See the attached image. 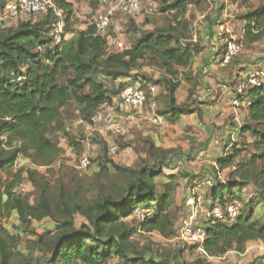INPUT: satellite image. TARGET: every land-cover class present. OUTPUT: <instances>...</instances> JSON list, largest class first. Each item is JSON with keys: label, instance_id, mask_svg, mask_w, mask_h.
Listing matches in <instances>:
<instances>
[{"label": "trees", "instance_id": "1", "mask_svg": "<svg viewBox=\"0 0 264 264\" xmlns=\"http://www.w3.org/2000/svg\"><path fill=\"white\" fill-rule=\"evenodd\" d=\"M53 1L67 14V34L74 36L69 44L50 47V15H44L42 21L35 23L17 19L22 21L16 29L0 30V264H14L18 258L24 259L23 264H108L114 256L120 258L121 264H183L182 251L156 259L138 251L131 242L138 232L159 233L166 239L176 235L171 213L176 185L164 188L157 185L164 174L163 159L170 156L171 151L155 147L151 154L155 160L152 167L128 168L106 160L109 168L102 167V173L107 185L99 188L88 203L82 201L78 192L69 194L63 186L53 188L36 170L11 171L21 156L30 158L37 166L54 164L62 151L50 135L63 107L76 103L81 107L84 121L90 123L102 106L112 102L104 85L96 80L97 75L104 74L112 80L128 77L147 56L154 57L157 65L170 76L164 84L170 93L167 112L172 124L183 116L197 113V109L176 105L175 95L182 82L176 79L175 67H191L201 52L197 47H182L180 42L185 37L171 30L148 33L130 49L110 53L106 40L97 35L94 25L78 32L70 30L72 3ZM4 2L0 0L1 5ZM165 3L162 11L176 12L175 20H178L187 11L189 0ZM236 22L243 24L241 40L246 47L264 40V6H250V11ZM40 48L42 52L38 51ZM62 75L70 76L63 85L59 84ZM87 86L91 91L85 94ZM248 95L253 99L246 111L249 124L240 134H251L256 148L261 150L264 149V85L250 89ZM70 141L71 146L81 151L80 143ZM239 155L236 151L217 160L219 169L233 166ZM258 159L264 161V154ZM2 172H9V177L2 179ZM24 175L38 192L34 203L17 192L25 180ZM241 186L232 182L218 185L214 181L210 202H216L226 193L234 195V189ZM219 202L227 204L234 200L222 197ZM137 210L146 212L139 229L124 222L135 216ZM77 215L88 224L77 228ZM13 217L20 223V227H16L18 231L45 219L56 223V231L27 241L28 256H24L18 251L24 242L21 233L12 235L4 227V222ZM205 229L207 240L201 251L204 257L194 264H210L209 258H223L232 251L244 253L250 242L264 244V225L253 221L252 210L247 215L241 214L232 224L211 222ZM37 252L43 253L42 256L36 257Z\"/></svg>", "mask_w": 264, "mask_h": 264}, {"label": "rangeland", "instance_id": "2", "mask_svg": "<svg viewBox=\"0 0 264 264\" xmlns=\"http://www.w3.org/2000/svg\"><path fill=\"white\" fill-rule=\"evenodd\" d=\"M69 1L74 6V13L69 24L70 30L78 32L92 26L101 9L102 0ZM165 1H168V4L173 2V0H141L142 9L138 14L134 16L117 15L112 29L114 37L125 43L126 46L132 47L148 33L171 30L177 35L185 37L180 42L182 47H197L199 51H202V45L211 46V41L206 40L208 26L213 24L218 28L221 26L222 19L233 18L236 20L238 17L246 15L250 11V6L253 8L264 6V0H189L187 11L181 14L178 20H175L176 12L164 13L162 11L166 5ZM150 2L155 5L153 13L148 12ZM0 14V30L16 29L19 22L22 21L5 18L4 11H1ZM215 16H217L216 20H213ZM43 19L44 15H39L26 17L24 21L35 23ZM242 25L238 24L233 28L231 33L233 38L222 32L223 35L218 41L221 45L219 52L225 55L228 43L234 42L241 46V50L229 65L254 61L255 69H258L257 64L264 61V40L257 43V46L246 47L243 45L242 40L237 37ZM73 37L72 33L68 34L66 43L69 44ZM38 51L42 52L43 49ZM110 53H114V49H111ZM175 70L177 71L176 79L182 82V86L175 95L176 105L177 107L197 109L194 118H183L176 124H172L169 120L170 113L167 112L170 93L165 90L164 84V80H169L170 76L157 65L154 57L147 56L138 62L137 67L128 77L118 80H112L104 74H99L96 77V80L104 85L108 95L112 98L129 86H143L147 93V101L142 109L125 115L130 119L126 122V132L123 136H103L94 132V127L84 121L80 111L81 107L70 102L61 110V116L50 135L62 151L56 162L51 166H37L30 158L21 156L11 171L16 173L20 170H36L46 177L53 188L63 186L69 194L78 192L82 201L88 203L95 197L99 188L107 185L102 173V167L109 168V163L106 160L128 168L152 167L155 160L151 154L155 147L171 151L170 156L163 159L165 161L164 174L157 180V185L159 188H164L165 185H176L171 211L175 220L176 235L166 239L159 233L138 232L131 242L138 251L144 252L147 257L159 259L162 256H173L182 251L181 262L194 264L204 255L196 247L181 243L179 228L181 221L191 211L195 192H201L207 201L212 200L211 190L214 181L218 185H225L229 182L236 183L238 186L242 185L234 189V195L228 196L226 193L222 197L227 201L228 199L231 201L233 198V204L241 207L242 215H247L252 210L253 221L264 225V161L258 159L264 154V149L256 148V140L249 133L240 134L236 138L233 135H228L232 128L237 126L240 132L249 124L248 117L241 115L246 111L237 110L239 116H236L231 110L232 107L229 106L225 107L229 108L227 110L221 109L223 114H226L224 119H221L223 114L216 117L210 110L212 104L205 98L206 90H203V85L196 82V78L193 76L192 66L186 68L177 66ZM244 74L247 75V71H244ZM69 78V75L60 76L59 84H66ZM236 85L237 82L233 85V90ZM200 86L202 102L199 98H195ZM90 91L87 86L85 94ZM192 91L193 94L190 95ZM198 120L201 121V125ZM214 137L218 138L216 141L218 143L213 142ZM70 139L78 143L82 139L89 140L84 146L80 144L82 149L79 151L71 146ZM208 146H211L210 150H206L205 147ZM113 147L118 149L116 154H112ZM203 150L206 151L202 155L201 151ZM195 151L200 153H195ZM236 151H239L240 155L235 160V164L226 170L219 169L217 160L223 156L232 155ZM222 153L225 155L220 156ZM85 154L89 155L93 162L90 168L80 170L78 161ZM219 156L220 158H218ZM255 158L256 160H254ZM8 173L2 172V179H7ZM111 173L113 175L114 171ZM25 178L26 175H24ZM17 192L30 203H34L38 196L37 190L26 179L21 183ZM222 197H218L217 201H221ZM142 220L132 215L124 222L131 228L139 229ZM75 222L77 228L88 224L80 215L75 216ZM4 227L12 235L21 233L24 242L18 251L24 256H28L26 242L35 241L38 235L53 234L57 225L53 220L45 219L18 231L16 227H20V223L16 217H13L4 222ZM42 254L37 252L35 255L41 257ZM208 261L210 264H264V244L261 241L250 242L244 253L232 251L223 258H209ZM24 262V259L18 258L14 264H23ZM121 263L118 256H114L108 262V264Z\"/></svg>", "mask_w": 264, "mask_h": 264}, {"label": "built area", "instance_id": "3", "mask_svg": "<svg viewBox=\"0 0 264 264\" xmlns=\"http://www.w3.org/2000/svg\"><path fill=\"white\" fill-rule=\"evenodd\" d=\"M142 9L141 0H102L101 9L98 11L94 26L97 35L105 39L108 50L122 52L131 48L122 41L117 40L113 34V24L117 15L134 16ZM155 10L154 3H149V13ZM4 11L5 18L24 19L26 17L50 15L52 25L49 31V39L54 47H61L67 40L68 17L64 10L59 8L53 0H5L3 6L0 4V13ZM1 15V14H0ZM1 17V16H0ZM1 20V18H0ZM42 51V49H39ZM241 50V46L229 42L223 63L229 65ZM264 85V71L249 75L237 83L231 98V107L234 110L248 111L253 104L249 97L250 89L261 88ZM147 101V93L140 86H129L123 89L112 102L102 106L92 117L90 125L94 132L107 136H123L126 132V122L130 117L126 114L138 112ZM89 139H82L79 143L84 146ZM112 154L118 149L113 147ZM92 165L89 155H83L78 161V169L86 170ZM233 203L222 204L219 201L210 202L206 200L201 192H195L189 215L181 221L179 228V240L184 245L196 247L203 251L207 233L204 224L227 223L232 224L242 214V209ZM135 216L139 219L145 218V213L137 210Z\"/></svg>", "mask_w": 264, "mask_h": 264}, {"label": "crops", "instance_id": "4", "mask_svg": "<svg viewBox=\"0 0 264 264\" xmlns=\"http://www.w3.org/2000/svg\"><path fill=\"white\" fill-rule=\"evenodd\" d=\"M70 2L69 0H66ZM71 3V2H70ZM219 7V6H218ZM74 11V9H73ZM216 17H214L213 20H216ZM228 17V15H226ZM220 27H215L213 24L208 26L206 28L207 31V41H211V46L202 45L203 50L200 52V54L195 58L194 63L192 65V71L194 72V77L196 78V82H199L202 84L203 90H206L205 92V98L207 99V102H210L212 105L210 107V110L216 115V117L223 114L224 109H229L225 107L231 108V98L233 95V85L237 82H240L245 76H249L261 71H264V61L259 62L257 64L258 69H255V62L254 61H248L245 63H234L232 65H224L223 64V55L219 52V48L221 47L220 43L218 42L223 34H229L230 38H233L232 36V30L235 26H238L236 20L233 18L231 19H222ZM239 33L237 37L242 39L243 35V25L241 29H239ZM221 32V33H220ZM223 32V34H222ZM212 39V40H211ZM257 46L258 44H254V46ZM244 71H247V75L244 74ZM199 72V73H198ZM182 86V85H181ZM213 88V89H212ZM200 89L197 92V96L195 98H199L200 102H202L200 97ZM204 101V100H203ZM223 109V110H221ZM232 111H234V115L239 116V113L231 108ZM242 117H248V113H241ZM196 116V113L190 116H183V118H194ZM223 117L221 119H224L226 114L224 113L222 115ZM197 121V120H196ZM199 121V120H198ZM199 121V125H201ZM197 125V126H199ZM231 131V132H230ZM200 132V131H199ZM229 136L233 135L234 138L239 137L240 132L238 130V127L232 128L229 130ZM239 132V133H238ZM218 141V138L214 137L213 142ZM218 143V142H216ZM206 150H210L211 146L205 147ZM201 151V154H204V151ZM227 150V149H226ZM200 153L199 151H195V153ZM225 155L222 153L223 156ZM220 156L218 158H220Z\"/></svg>", "mask_w": 264, "mask_h": 264}]
</instances>
